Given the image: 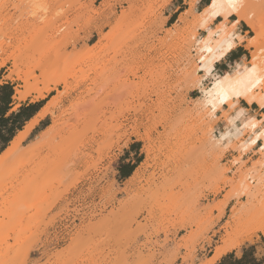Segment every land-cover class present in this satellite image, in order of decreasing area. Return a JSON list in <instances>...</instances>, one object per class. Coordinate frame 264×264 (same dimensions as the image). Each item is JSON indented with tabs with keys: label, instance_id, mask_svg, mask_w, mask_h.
Segmentation results:
<instances>
[{
	"label": "rangeland",
	"instance_id": "rangeland-1",
	"mask_svg": "<svg viewBox=\"0 0 264 264\" xmlns=\"http://www.w3.org/2000/svg\"><path fill=\"white\" fill-rule=\"evenodd\" d=\"M164 1L117 0L106 23L92 0H0V80L28 91L20 101L47 86L62 93L50 121L60 130L29 154L25 141L0 171V264H203L234 233L235 207L262 210V141L246 151L240 140L213 143L239 101L215 116L203 107L194 90L203 78L195 75L199 15L168 34ZM254 13L264 25V10ZM113 24L115 37L92 46ZM126 158L138 166L120 179ZM241 174L255 194L260 188L253 200ZM261 214L237 247L255 238L264 248Z\"/></svg>",
	"mask_w": 264,
	"mask_h": 264
},
{
	"label": "bare ground",
	"instance_id": "bare-ground-1",
	"mask_svg": "<svg viewBox=\"0 0 264 264\" xmlns=\"http://www.w3.org/2000/svg\"><path fill=\"white\" fill-rule=\"evenodd\" d=\"M144 1L146 0H134L133 5H137L138 3L140 4L141 2ZM167 2L168 0H165L163 5L165 6ZM214 2L217 5L215 10L212 7V3H213L212 0L209 7L205 8V10H203V12L199 14V20H197L198 26L200 28L205 29L208 27V23L211 20H213L215 17L222 15L224 18L227 19V17H229L230 14L235 13L237 14L239 19H244L248 23L252 31L254 32V35L252 36V38H250L248 43V46L253 48L254 50H252V56L249 64H246L244 62H238L232 70L222 75H217L215 77H212L215 63L222 60L235 47L236 35L233 32V30L229 29V27L226 25V22H224L217 29L209 28L208 34L204 36V38H199V39L195 38L197 45L196 49L198 52L197 54L199 55L197 62L198 65L195 71V75H198L199 71L203 73L202 74L203 78L198 80V84H199L198 87H200L202 91V95L200 96L199 99H201L203 107L206 109L208 108L207 110L208 113L213 116L216 115V113L220 110V108L223 105L233 106L238 102L239 99H244L251 104L257 102L261 107L264 108V55H263V47H262L264 46L263 44L264 25L261 23L259 16L255 15L254 13L256 11H258V13L262 12V10H264V3L260 4L259 7L254 8V6L251 5L252 6L251 7L249 5L250 4L249 0H214ZM190 3L192 6H194L192 4V1ZM232 5H234V7ZM249 6L252 9L250 12H248V15H246L247 14L246 11L250 9ZM252 10L254 12H252ZM186 11L187 12L184 13V15L180 18V21L188 24L190 23V17L192 16L193 11L192 9ZM213 11H215L216 14H213ZM236 24L237 23L234 22L233 24L230 25L235 26ZM177 27L178 26L175 24L174 28ZM114 28L116 29L117 26L114 27L113 24V27L110 28V31L103 34L98 39V41L95 42L94 45L92 46L96 47V45L98 46V44H101L104 40H107L109 37L111 38V36H113V34L115 33ZM172 29L173 28L168 29L169 30L168 34H171V32L173 31ZM87 47L88 49H90L89 48L90 45H88ZM92 48L93 47H91V49ZM13 57H15V60H17L16 56L13 55ZM207 79H210V83L208 85H205L203 81ZM26 80L27 78H24V81ZM61 82L64 83L65 87L66 86L68 87L67 81L65 79L62 80ZM51 92H52V88L47 86L46 91L39 93L37 98L46 99L49 97V94ZM27 94L28 91L23 92L20 89L16 88V93L14 96L19 99H24L26 98ZM225 95L227 97L226 99L223 98ZM61 96L62 93L60 91V93L51 97L49 102L41 110V112L27 124L25 130L20 132L19 135L16 136L11 141L10 145L4 151H2V153L0 154V171L10 157L20 152L21 145L28 139L29 134L31 133L32 129L36 126L39 119L54 113L55 109L59 106V103L61 101L60 100ZM244 115L245 114L241 110L239 113L236 114L235 117L230 118L229 119L230 127L222 131L219 137L216 138L212 136L211 139H213L215 142L211 139L210 140L213 141V143H215L218 146H227V147L234 141L240 140L242 142L241 144L242 150L244 151H246L250 147L257 145L258 143H260V141H262V143L259 145V149L264 151V124H263L264 115L261 118H256L255 116L245 117ZM239 118L243 119L241 125H238L236 122L237 119ZM57 126L59 125L54 123L51 124L49 127H47L44 131H42L41 134L37 137V139L32 140L29 143V145L26 147L25 153L26 154L31 153L38 146H40L45 140L50 139L52 136L51 135L52 132L56 130ZM259 127L261 128L258 129ZM247 129H249V132L250 130L253 132V136H251L249 140L242 141V136L244 135V132ZM55 132H57V130ZM260 166L264 167V160L261 162ZM263 173L264 171L262 172V176ZM248 175H251V177L256 176L257 179L256 187H258V184L261 183V178H262L259 169L252 168L251 172H248L247 176ZM247 181H246V174L245 176L244 175L242 176L241 174L238 185L241 187L240 188L241 192L253 200L257 192L260 191L259 190L260 188L256 190L257 192L255 194V191L253 189V186L255 185L252 184L253 186H251V184L247 183ZM250 183L252 182L250 181ZM223 198L224 199L221 200V204H222V208H220L221 214H224L225 212L226 209L225 207L230 201V195L226 194ZM239 207L240 208L237 207L234 208V214L232 215V218L228 222V226H227L234 233L230 232L228 237L224 238L222 244H220L215 248L213 257L205 261L203 264H213L226 252L230 251L233 248H236L240 244L238 243V239L243 234L244 227L248 223L252 222L253 219L258 218V215L261 214V211L262 213L264 212V205L262 206V210L260 209V211L247 205H243ZM198 217H201V214ZM261 217L264 216L261 214ZM261 226L262 227L260 228L264 230V224H262ZM256 230L257 229H255L254 231ZM184 244L185 243H183L182 245ZM64 264H77V263L72 261H67Z\"/></svg>",
	"mask_w": 264,
	"mask_h": 264
},
{
	"label": "crops",
	"instance_id": "crops-1",
	"mask_svg": "<svg viewBox=\"0 0 264 264\" xmlns=\"http://www.w3.org/2000/svg\"><path fill=\"white\" fill-rule=\"evenodd\" d=\"M92 1H94L95 6L98 5L105 9L102 13L104 22L110 23L111 16H109V10L118 8L119 4L115 3L117 0ZM191 1L194 6L191 5ZM211 2L212 0H168L163 7L165 28L170 29L173 28L175 24H181L180 18L187 12L186 10L192 9L194 15L201 14L205 8L209 7ZM232 14H230L227 19L222 15L215 17L208 23L207 28L198 29V32L201 33L200 36H206L209 28L217 29L224 22H226L228 27H232L230 24H233L234 22L237 23L234 32L236 35V45L222 60L215 63L212 77L222 75L232 70L238 62L247 61L251 52V47L248 46V43L253 36L250 34L252 33V29L244 19H239L235 13ZM192 19L193 16L190 17V20ZM13 84L12 81L4 79L0 80V89H2L0 92V154L10 145L11 141L18 136L20 132L25 130L27 124L41 112L49 102L50 98L55 95L49 94V97L46 99H38L37 96H34L24 101L16 100L14 96L15 86ZM7 85H9V87H7ZM11 89L14 91L13 94L4 96V93ZM194 90H196V93L202 92L200 87H196ZM238 101L239 102L236 106H238L239 110H242L244 114L245 112H251L254 113L251 114V116H255L256 118H260V116L264 114L263 107L257 103L251 104L247 101H245V103H240L241 99ZM221 109L226 110V105H223L220 110ZM51 118V115L40 118L26 141L36 139L42 131L51 125ZM132 164H134V160H131L130 158H126L122 162L118 168L120 179H128L131 177L136 169L133 170ZM263 249L262 246H259V239L254 238L250 241L244 242L241 246L226 252L213 264H264V252H261ZM212 250L213 249H210L209 251L211 252ZM213 255L214 253L208 254L202 259V262L204 263L212 258Z\"/></svg>",
	"mask_w": 264,
	"mask_h": 264
},
{
	"label": "trees",
	"instance_id": "trees-1",
	"mask_svg": "<svg viewBox=\"0 0 264 264\" xmlns=\"http://www.w3.org/2000/svg\"><path fill=\"white\" fill-rule=\"evenodd\" d=\"M7 87H9V85H7ZM4 88H5V86H4ZM1 90H2V89H0V92H1ZM13 92H14L13 89L8 90L7 92L4 93V96H6V95H8V94L11 95V94H13ZM242 102L245 103L244 100H242ZM254 105H255V104H254ZM137 166H138L137 163L132 164V168H133V170H134L135 168H137Z\"/></svg>",
	"mask_w": 264,
	"mask_h": 264
},
{
	"label": "snow or ice",
	"instance_id": "snow-or-ice-1",
	"mask_svg": "<svg viewBox=\"0 0 264 264\" xmlns=\"http://www.w3.org/2000/svg\"><path fill=\"white\" fill-rule=\"evenodd\" d=\"M234 7V5H232ZM212 7L213 9L215 10V8L217 7V5L215 4L214 0H213V3H212ZM213 14H216L215 11H213ZM223 98H227L226 95L223 97Z\"/></svg>",
	"mask_w": 264,
	"mask_h": 264
}]
</instances>
